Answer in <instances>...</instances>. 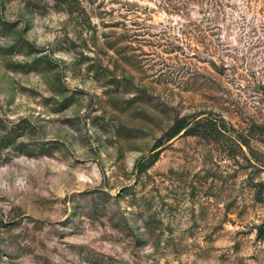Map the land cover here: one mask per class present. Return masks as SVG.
Returning <instances> with one entry per match:
<instances>
[{"label": "rangeland", "instance_id": "rangeland-1", "mask_svg": "<svg viewBox=\"0 0 264 264\" xmlns=\"http://www.w3.org/2000/svg\"><path fill=\"white\" fill-rule=\"evenodd\" d=\"M260 125L264 0H0V264H264Z\"/></svg>", "mask_w": 264, "mask_h": 264}, {"label": "trees", "instance_id": "trees-1", "mask_svg": "<svg viewBox=\"0 0 264 264\" xmlns=\"http://www.w3.org/2000/svg\"><path fill=\"white\" fill-rule=\"evenodd\" d=\"M257 128L260 129V130L258 129V131L260 132V134H262L264 136V128H263V126L260 125V126H257Z\"/></svg>", "mask_w": 264, "mask_h": 264}]
</instances>
